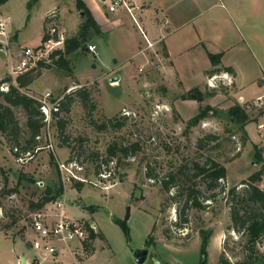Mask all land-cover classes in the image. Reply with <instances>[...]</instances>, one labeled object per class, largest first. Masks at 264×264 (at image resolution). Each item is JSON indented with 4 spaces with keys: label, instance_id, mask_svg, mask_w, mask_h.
I'll list each match as a JSON object with an SVG mask.
<instances>
[{
    "label": "rangeland",
    "instance_id": "374dc122",
    "mask_svg": "<svg viewBox=\"0 0 264 264\" xmlns=\"http://www.w3.org/2000/svg\"><path fill=\"white\" fill-rule=\"evenodd\" d=\"M28 1L12 0L0 4V18L11 15L13 22L10 27L19 30L18 43L36 47L44 31L51 26L45 24L44 31L41 29L40 15L48 6L36 8L27 23L26 18L31 11L27 9ZM60 1L67 10L75 4V0ZM232 2L231 10H235L237 20L245 29L255 33L252 37L261 48L262 56H259L264 58V0ZM251 19L257 24L246 25V21ZM71 33L68 30L65 37H70ZM14 37L15 34H8L5 53L0 47V80L10 76L8 56ZM92 40L103 52L101 66L92 55L76 52L68 57L73 75L66 77L69 80L67 84L62 80L66 76L64 70L53 66L41 69L33 85L19 89L36 99L49 92L52 101L73 94L69 112L59 115L65 122L63 133L60 134L55 120L52 119L48 126L45 124L36 139L35 148L30 151L31 158L23 164L17 162L15 145L10 137L0 133V264H16L17 254L26 253L31 236L28 220L34 212L30 202H36L46 189L58 185L63 188L58 200L64 202L67 215L84 217L86 219L81 218L84 222L96 224L97 238L88 243L84 254L75 258L82 261L96 254L87 263L79 264H139L131 251L140 248L148 249L145 261L140 264H198L202 260L199 254L201 230L211 232L204 264H220L221 255L231 264L243 260L248 248L246 237L232 229L226 198L231 188L236 186L240 189L241 181L257 171L259 166L252 163V145L246 147L247 143H242L237 126L226 116V110L233 102L231 86L224 84L220 79L221 73L216 72L207 76L204 86L198 88L204 95L201 102L183 100L180 86L167 81L162 68L152 70L157 57L151 50L149 67L139 66L126 81L109 83L110 74L101 76L100 72H106L112 57L123 59L124 53L118 54L121 51H114L112 44L106 47L104 39L93 37ZM19 54L12 55L14 66ZM93 63L97 65L96 70L91 69L94 68ZM127 68L123 66L122 71ZM212 76L218 77L209 86L208 80ZM56 80L58 84H54ZM143 80L148 81V85H143ZM80 89L89 94L87 108L74 93ZM0 90L6 91L7 85L2 84ZM0 103H3L1 99ZM247 105L252 117L258 110H263L252 102ZM205 107L211 110L203 120L194 127L188 126V120ZM13 111L22 147L29 138L26 117L21 108ZM261 119L264 122V116ZM109 121L120 123V126L113 128ZM102 124L106 128L99 131L97 126ZM256 127L255 124L248 127L251 139L254 143L262 141L264 146V127L258 128L257 132ZM208 135H214L216 139H207ZM49 144L52 147H47ZM131 144H136L137 149L134 152L129 150L127 156L118 151L120 147ZM110 146L118 147L114 157L106 163ZM208 159L226 169V177L219 185L224 187V193H220L219 187L213 191L206 190L200 178L186 183L177 180L168 191L164 189L163 182L180 166L190 168L193 163L204 164ZM78 184L80 191L75 188ZM194 184L203 196H215L207 201H202L199 196L205 208H188L183 215L185 192L182 190ZM256 185L264 189V173ZM9 190L14 191L7 193ZM49 205L45 206L50 209L52 206ZM127 207L130 209L128 240L113 222L115 218L123 219ZM182 217L186 218L185 223ZM5 226L10 228L5 231ZM5 235L17 243L12 245ZM256 248L259 252L264 250V240L258 242ZM30 255L31 252L26 255L27 262L37 264L38 260L33 259V255L30 258ZM77 261L66 254L38 264H77Z\"/></svg>",
    "mask_w": 264,
    "mask_h": 264
},
{
    "label": "crops",
    "instance_id": "0c3cea01",
    "mask_svg": "<svg viewBox=\"0 0 264 264\" xmlns=\"http://www.w3.org/2000/svg\"><path fill=\"white\" fill-rule=\"evenodd\" d=\"M82 1L98 25L100 34H93L88 42V45L91 43L95 46V53L88 52L86 49L78 53L86 52V54L92 55L101 66L100 60H103V52L99 44L92 40L93 37L98 40L104 39L106 47L112 44L114 51H121L118 54L124 53L123 59L112 57L106 72H100L101 76L104 73L110 74L107 80L118 78V83L123 82L131 78L139 66L149 67L150 49L146 47L145 36L150 43L154 44L153 49L164 55L166 64L162 67V72L167 81L180 86V95L193 88L201 89L204 86L207 76L211 75L206 72L213 69L207 53H221L220 65L233 70L230 74L233 78L230 85L233 93L232 104L237 102L247 108V104L252 102L256 107L264 110V58L259 56H262V51L256 38L252 37V34L255 33L245 29L237 20L238 16L235 10H231L232 0H135L139 7L134 11L136 23L122 7L110 12L108 6L111 0ZM61 4L60 0H38L31 8L30 14L27 15L26 22H29L30 16L36 8L47 5L48 7L40 15L42 31L46 16L49 12L56 10L57 23L60 28L66 33L68 30L71 31L70 37L75 36L83 22V15L81 16V12L76 9V3L68 10ZM12 20L11 15H7L5 19L0 18V23L4 24L6 33L15 34L10 53L8 52L10 54L8 56L10 76L15 81V77L20 73L13 74L11 72V67H14L15 62L12 55L17 56L24 48H37L43 34L36 47L20 45L18 43L19 30L10 27ZM256 22L251 19L246 21V25H255ZM124 58L126 59L124 60ZM92 65L94 68L91 69L96 70L97 65L95 63ZM123 66L129 68L123 72ZM66 77L68 78L67 75L62 77L64 84L69 81ZM54 84H58L57 80ZM142 84L148 85V81L143 80ZM262 116L258 117L256 122L248 123L244 129L248 136L246 147L252 144L258 146L262 149L264 159L262 141L254 143L248 130L250 124L257 126L256 132L260 125L259 129H263ZM6 238L12 242V245L17 243L9 237ZM29 252H31L29 249L26 250L27 254ZM26 253L21 255L16 253V264H19L21 257L29 264ZM95 254L93 253L82 261H77L76 258L73 260L77 261V264L87 263ZM32 255L31 252L30 258ZM58 255L62 257L66 253L60 252Z\"/></svg>",
    "mask_w": 264,
    "mask_h": 264
},
{
    "label": "trees",
    "instance_id": "16d2710c",
    "mask_svg": "<svg viewBox=\"0 0 264 264\" xmlns=\"http://www.w3.org/2000/svg\"><path fill=\"white\" fill-rule=\"evenodd\" d=\"M6 1L8 0H0V4H3ZM37 1L38 0H29L27 3V9L30 11ZM75 3L76 9L83 13V22L80 25L77 34L75 36L66 38L61 48L51 51L45 58L38 60L35 68H31V70H28L24 74L18 75L15 78L17 86L13 84L10 76L0 80V86L2 84L7 85L6 91L0 90V99L3 101V103H0V133L6 134L8 137H10L13 145H15L14 149H16V151L14 154L16 156L30 153V151L35 148L34 146L36 144V139L39 137L40 130L45 125L44 116L40 110L41 104L36 98L22 93L19 89L30 85L40 75L41 69H50L53 66L64 70L67 76H72L73 72L70 67L68 57L76 52H81L86 49L89 39L93 34H100L98 25L92 18L83 1L75 0ZM53 12L55 13V16L50 17L48 14L44 21V25L57 22V12L56 10ZM47 38L48 36L46 30L44 31L41 38V43L45 42ZM207 56L211 66L213 67L212 70L206 72L207 74L212 75L218 71V73H232L233 70L231 68L222 67L220 65V59L222 56L221 53H207ZM47 61H49V63H47ZM74 93H76V96L79 97L83 107L87 108L90 104L88 92L86 90L80 89ZM203 97V93L198 88H193L181 95L183 100H195L197 102H201ZM73 101V94H66L59 100L58 110L56 112H52V119L56 121L60 134L63 133L65 122L63 119H60L59 115L62 112H69L70 105ZM14 108H21L26 117V127L28 129L29 138L25 141V144L22 147L19 145L20 129L18 121L15 118L13 111ZM92 108L93 105L90 106V109ZM210 110V107L199 109L198 114L188 120V126H196L201 120H203L207 112ZM262 115H264V110H258L257 115L252 117L248 110L237 102H234L226 110V116L231 122H233L235 126H237L238 132L241 133L243 144L248 140V136L244 127L248 123L256 122L257 118ZM108 123L113 128L120 126V123L114 124L112 121H109ZM105 128V124L97 126L99 131H102ZM207 139L215 140L216 137L214 135H208ZM201 142V139L198 140L199 146L201 145ZM117 147L118 146H110L108 148L107 151L109 156L108 159H105L106 163L110 162L114 157ZM252 148V163L254 165H258L259 169L253 172L245 180L241 181L240 185L242 187L240 189H237L236 186L231 188L228 191L226 198L227 204L229 206L231 227L232 229H236L238 233L245 235L246 246L248 247L245 250L247 253L246 256L243 258V260L237 262L236 264H264V250L259 252L258 248H256L257 243L264 240V189L256 185L262 180V175L264 173V159L262 157L261 148H258L254 144H252ZM135 149H137V145L131 144L129 147H120L118 151L121 152L123 156H127L129 150L134 152ZM225 177V167L211 159H208L204 164L193 163L190 168H187V166H180L177 171L168 175L167 180L163 182V187L166 191H168L173 185L176 184L177 180H182L184 183H186L187 181H194V179L200 178V181L203 183L206 190L213 191L219 187L220 183L224 181ZM75 188L80 191V184H78ZM12 191L14 190H9L7 193H11ZM182 191L185 192L184 206L182 208L183 215H185L184 211L188 208H205L203 204L204 202L202 203L199 201V196L202 197V201L210 200L215 196L214 194L207 197L203 196L202 191L197 189L195 184L191 187L187 186L186 190L184 189ZM224 191V187H221L220 193H224ZM62 194L63 188L61 185L46 189L36 202H30V208L32 211H37L43 208L46 204L58 200ZM228 195L230 199H228ZM129 216L130 209L127 207L123 219L115 218L113 221L121 229L127 240L129 239V227L127 224ZM182 221L185 223L186 218L182 217ZM9 228L10 226H5L4 230L6 231ZM210 236L211 232L205 230L200 231L201 239L199 254L203 259H206L207 257V247ZM89 237V239L93 241L97 238V234L91 231ZM146 246H148V244ZM198 264H201V262ZM220 264L231 263H229L223 257V255H221Z\"/></svg>",
    "mask_w": 264,
    "mask_h": 264
},
{
    "label": "built area",
    "instance_id": "2783aa9c",
    "mask_svg": "<svg viewBox=\"0 0 264 264\" xmlns=\"http://www.w3.org/2000/svg\"><path fill=\"white\" fill-rule=\"evenodd\" d=\"M122 7L136 23L134 11L139 7L136 5L135 0H111L108 6L110 12L115 11L117 8ZM54 11V10H53ZM49 12L50 17H54L55 13ZM51 26L47 29V40L40 43L37 48H24L20 51L19 60L17 65L11 67V72L21 73L31 68L38 60L42 59L47 53L61 48L65 37V30L57 25V22H52ZM147 44V49H150L154 56L157 57L156 62L152 63L154 69H161L165 65V57L157 50L153 49L150 43L144 36ZM8 46V34L6 33L3 23H0V47L5 52ZM86 50L95 53L94 45H87ZM143 69V68H142ZM139 69V72H142ZM218 77V76H217ZM217 77L212 76L208 80L210 86L214 79ZM222 82L226 85H231L233 78L228 73H221ZM41 104L40 110L44 116V122L48 126L52 120V112L58 110V102L60 99L52 101L49 92H46L41 98L37 99ZM261 128V126H259ZM39 138V137H37ZM47 147H52L51 144ZM16 151V149H15ZM30 153L20 154L17 156V162L23 164L30 159ZM63 167V165L61 166ZM47 206L34 211L30 214L28 220V229L31 233L27 241L28 249L33 253L34 259L38 263L43 260H54L60 252L75 256L84 254L88 243L91 242L89 234L92 231L96 233V225L89 224L81 220V218H74L67 215L64 202L56 200ZM37 263V264H38Z\"/></svg>",
    "mask_w": 264,
    "mask_h": 264
},
{
    "label": "water",
    "instance_id": "95a60500",
    "mask_svg": "<svg viewBox=\"0 0 264 264\" xmlns=\"http://www.w3.org/2000/svg\"><path fill=\"white\" fill-rule=\"evenodd\" d=\"M80 14H81V16L83 15L82 12ZM117 81H118V78H115V79L110 80L109 83L114 84V83H117ZM131 253H132L135 261L140 264V263H143L145 261L147 254H148V249L147 248L133 249L131 251ZM19 264H27V263H26L25 259L23 257H21L19 260ZM201 264H204L203 258L201 260Z\"/></svg>",
    "mask_w": 264,
    "mask_h": 264
}]
</instances>
